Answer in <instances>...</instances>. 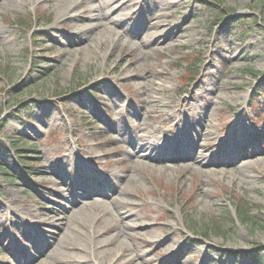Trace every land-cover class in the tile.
<instances>
[{"label": "rangeland", "instance_id": "1", "mask_svg": "<svg viewBox=\"0 0 264 264\" xmlns=\"http://www.w3.org/2000/svg\"><path fill=\"white\" fill-rule=\"evenodd\" d=\"M70 1L78 21L53 26L55 1L0 0V264H264V0H112L144 39L142 17L185 20L145 51L74 33L104 3ZM194 99L207 119L166 114ZM199 131L204 167L184 158Z\"/></svg>", "mask_w": 264, "mask_h": 264}, {"label": "bare ground", "instance_id": "2", "mask_svg": "<svg viewBox=\"0 0 264 264\" xmlns=\"http://www.w3.org/2000/svg\"><path fill=\"white\" fill-rule=\"evenodd\" d=\"M13 2H19L20 0H11ZM48 0H34L35 3L37 4H41V2H45ZM55 1V3L57 4L58 7H62L64 6V10L58 12V14L56 15V19L54 21V23H52L53 26H57V24L60 22V20H72L73 22H77L78 21V16L79 13L77 11H80L81 8L83 6H86V4H83V1H79V2H75V1H70V0H52ZM133 1H118L113 3L112 0H103L104 6H102L101 3L96 4V3H92L89 5L90 11L92 12L91 15V22L89 25L87 26H76L74 33L77 34H89V32H92L94 30L97 29H101V28H105V30L108 32L113 33L114 35H116L119 38H132L134 41V46H137L138 49L145 51L147 49L152 48L153 46L155 47H159L160 45H162L164 40H167V38L172 39L173 41H176L177 38L182 37L181 35L183 33H185L188 29L185 26V20H183V22L179 23V24H170L167 23L168 25H166L168 28H165L164 24H161L158 22L159 18L161 17V15L159 14V16L155 18V16H145L144 18H141V21L139 22L140 24L145 25V27H147L148 29H151V32L148 33V35L144 38H142V34L140 33V31H136L132 28V26H130L128 24L129 19L133 18V14L132 13H123L121 18H116L112 15V13H114L116 11V9H120L122 8L124 5L127 8L132 9L135 3H132ZM113 3V4H111ZM139 3V2H138ZM88 5V4H87ZM175 5V3H169L167 1V5H165L162 10H163V17H169L171 16L173 13H176V11H172V12H167L169 11V8H172ZM82 6V7H81ZM105 8H108V12L105 13L104 10ZM166 10V11H164ZM188 17V15L184 16V18ZM154 20V21H153ZM142 22V23H141ZM112 26H109V25ZM182 33V34H181ZM92 47V46H91ZM210 70H208V75H209ZM198 91L195 90V94ZM201 100H209L212 101V99L208 96H206V94L202 95ZM211 99V100H210ZM196 100L194 99L191 102H183V106H182V110L180 109H170L169 104L167 103H163V105L166 107V114H168L169 118L171 120H174L178 115L180 116V111L183 113V118L184 120L182 121V125L183 126H188L189 123V119L191 117L194 116H199L202 117L203 119H207L208 116L206 115L205 112H203V107L199 106L198 104H196L195 102ZM214 102V101H212ZM167 108H169L167 110ZM167 119V118H166ZM234 131H238L237 134L239 135L240 138L243 137V135L247 132L244 131L243 127V118L242 115L237 116L236 120H234ZM233 128V129H234ZM184 132L186 131V127L185 129L183 128ZM209 132V131H208ZM208 132H204L202 133V131L197 132L196 136H194V138H196V140L193 142L192 147L189 149L188 153L185 154V160L188 161V159H190V161L193 162V164L196 165H200L203 166L206 164V156L207 154H205V151L203 153V151H200L202 148V146H200V142L199 140L202 137H207L209 136L210 133ZM155 133H160V128L155 129ZM121 136H124V133L122 131H120L119 133ZM187 134V133H186ZM211 135V134H210ZM236 135V132L235 134ZM189 138L192 137V134L188 133ZM244 138V137H243ZM242 139H238L236 142H239ZM124 139V137H123ZM126 140H129V137L126 138ZM136 141V140H135ZM192 142V141H191ZM139 146L138 148H151L152 143L147 142V140L145 138H142L139 140L138 142ZM153 147V146H152ZM139 151V150H138ZM130 152V151H128ZM136 151L134 150L133 153H135ZM234 153L237 151H233ZM131 153V152H130ZM236 154V153H235ZM205 155V156H204ZM253 153L251 152V150L246 151L245 154L241 153L242 157H245L247 159H245L246 161L249 158H252ZM153 157V154H151V156ZM168 160H170V156L167 155L165 156ZM156 158V157H155ZM234 159V156L231 157ZM244 163V169H242L241 174L245 177V178H249L250 177H255L254 175H251V173H253V171L255 170L256 165L253 163H249L250 161H247ZM204 167V166H203ZM64 171V170H63ZM244 171V172H243ZM240 179V178H239ZM51 220V216L47 215V221L46 223L48 224V222ZM81 259V257H78Z\"/></svg>", "mask_w": 264, "mask_h": 264}, {"label": "trees", "instance_id": "3", "mask_svg": "<svg viewBox=\"0 0 264 264\" xmlns=\"http://www.w3.org/2000/svg\"><path fill=\"white\" fill-rule=\"evenodd\" d=\"M18 22H20V21H18ZM16 149L19 150L18 148H16ZM239 206H240V209L238 210L237 217L240 221L249 223L251 225L259 224L257 221L251 219L252 217L249 216L250 212H249V208H248V203L244 202V203H241ZM225 223H227V224L233 223V220L229 217V213H227V219L225 220ZM217 228H219V226ZM257 258L260 259V257H257ZM255 262H259V261H255Z\"/></svg>", "mask_w": 264, "mask_h": 264}]
</instances>
